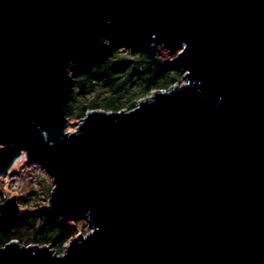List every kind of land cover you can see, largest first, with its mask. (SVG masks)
I'll return each instance as SVG.
<instances>
[{
  "label": "water",
  "instance_id": "obj_1",
  "mask_svg": "<svg viewBox=\"0 0 264 264\" xmlns=\"http://www.w3.org/2000/svg\"><path fill=\"white\" fill-rule=\"evenodd\" d=\"M116 44L178 52L185 83L65 133L69 67ZM22 155L90 233L0 264H264V0H0V177Z\"/></svg>",
  "mask_w": 264,
  "mask_h": 264
},
{
  "label": "trees",
  "instance_id": "obj_2",
  "mask_svg": "<svg viewBox=\"0 0 264 264\" xmlns=\"http://www.w3.org/2000/svg\"><path fill=\"white\" fill-rule=\"evenodd\" d=\"M173 56L162 47L145 51L116 44L96 63L84 67L72 64L64 116L82 121L90 111H131L154 92L180 85L182 75L173 66ZM28 203H23L26 210L10 227L0 229V249L16 241L21 246H48L59 256L85 228L82 219L62 222L43 204L36 202L32 208Z\"/></svg>",
  "mask_w": 264,
  "mask_h": 264
},
{
  "label": "rangeland",
  "instance_id": "obj_3",
  "mask_svg": "<svg viewBox=\"0 0 264 264\" xmlns=\"http://www.w3.org/2000/svg\"><path fill=\"white\" fill-rule=\"evenodd\" d=\"M170 53L174 55L172 60L174 62L178 52ZM180 83H185L184 75H182ZM80 122L69 120L65 133L75 132ZM53 188L52 179L46 170L34 162L27 160L22 155L21 159L16 160L9 171L0 177V204L15 198L18 204L19 215L26 210L23 204L25 201H29V207L34 208L35 203L39 202L49 209L48 200ZM82 221L85 223V228L79 231L76 236H85L90 233L87 222L83 219Z\"/></svg>",
  "mask_w": 264,
  "mask_h": 264
}]
</instances>
